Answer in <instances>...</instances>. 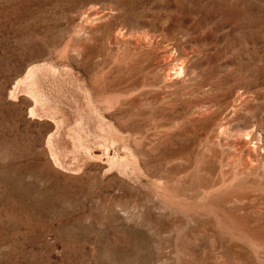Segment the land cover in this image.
Instances as JSON below:
<instances>
[{"label":"rangeland","instance_id":"obj_1","mask_svg":"<svg viewBox=\"0 0 264 264\" xmlns=\"http://www.w3.org/2000/svg\"><path fill=\"white\" fill-rule=\"evenodd\" d=\"M181 63L185 79H167ZM45 66L114 109L138 101L122 90L132 75L169 84L167 100L111 118L130 135L162 126L150 179L44 166L52 127L20 82ZM197 72L199 120L183 95ZM263 141L264 0H0V264H264Z\"/></svg>","mask_w":264,"mask_h":264},{"label":"bare ground","instance_id":"obj_2","mask_svg":"<svg viewBox=\"0 0 264 264\" xmlns=\"http://www.w3.org/2000/svg\"><path fill=\"white\" fill-rule=\"evenodd\" d=\"M97 20L83 14L85 25H92ZM79 29L81 32L88 30L84 26H79ZM86 40L93 39L89 36ZM43 68V70L32 68L20 84L23 92L34 103V107L29 112L30 118L47 120L52 127L43 141V153L46 156L44 166L67 179H82L89 172L91 174L93 167L102 178L113 176L116 173L128 178L131 175L149 178L143 161L157 146L161 138L160 134L163 133L159 131L162 126L158 121H153L155 123H152L147 131H138L130 135L122 132L111 121V118H122L137 106L138 108L143 105L151 106L154 104L151 102L154 99L167 100L166 94L168 93L164 89L169 87V84L157 89L158 85L151 81L153 77L147 75L140 85L136 82L137 77L132 75L122 90L124 95L130 96L137 91L138 101L135 103L133 99H126L128 101L121 103L124 105L121 109H114L115 103L118 105L120 99L113 101L100 96L95 98L92 90L81 82L80 78L68 71L60 77L52 68L46 66ZM188 70L184 63H181L172 68V73L168 72L166 78L184 77L185 79ZM197 78H201V75L198 74L197 77L189 80L190 84L184 88L183 95L187 98L189 105H194L198 109L199 120L204 117L202 97L204 82L202 79L197 81ZM20 93L15 90L12 95L15 97ZM147 95H151L152 100L147 98ZM255 145L258 149L259 146ZM255 162V150L250 151L246 165L250 166ZM156 188L159 192L164 191L162 183H159Z\"/></svg>","mask_w":264,"mask_h":264}]
</instances>
